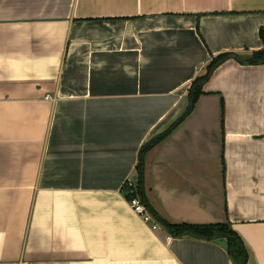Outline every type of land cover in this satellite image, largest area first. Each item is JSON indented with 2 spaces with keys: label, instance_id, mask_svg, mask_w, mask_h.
I'll return each mask as SVG.
<instances>
[{
  "label": "crops",
  "instance_id": "0c3cea01",
  "mask_svg": "<svg viewBox=\"0 0 264 264\" xmlns=\"http://www.w3.org/2000/svg\"><path fill=\"white\" fill-rule=\"evenodd\" d=\"M260 27L264 0H0V264H235L123 196L165 132L151 203L230 223L264 264V64H219L178 121L210 59L261 50Z\"/></svg>",
  "mask_w": 264,
  "mask_h": 264
},
{
  "label": "trees",
  "instance_id": "16d2710c",
  "mask_svg": "<svg viewBox=\"0 0 264 264\" xmlns=\"http://www.w3.org/2000/svg\"><path fill=\"white\" fill-rule=\"evenodd\" d=\"M259 36L264 45V27H260ZM228 59H234L242 65H263L264 64V46L261 50L248 51L244 53L224 52L218 54L210 59L205 66V70L201 75H198L192 81L188 89V106L183 116L178 119L180 121L184 116L189 114L198 99L202 94V86L204 82L210 77L213 70L221 63ZM168 132V131H167ZM155 137L146 142L140 149L138 162L136 165V180L132 187L123 184L122 193L127 201L132 198H138L140 202L146 207L152 219L158 223L170 236H192L202 240L225 239L227 243V252L231 256L235 264H246L247 253L244 244L237 233L231 228L230 223H216V224H190L178 223L167 220L154 207L148 198L145 185V154L165 136Z\"/></svg>",
  "mask_w": 264,
  "mask_h": 264
},
{
  "label": "built area",
  "instance_id": "2783aa9c",
  "mask_svg": "<svg viewBox=\"0 0 264 264\" xmlns=\"http://www.w3.org/2000/svg\"><path fill=\"white\" fill-rule=\"evenodd\" d=\"M134 183L135 182H132L130 179L125 181V184H127L129 187H132ZM127 202L134 213H136L145 223H149L151 225V229H156V222H153L150 213L137 197L132 198ZM167 239H170V237H167Z\"/></svg>",
  "mask_w": 264,
  "mask_h": 264
},
{
  "label": "water",
  "instance_id": "95a60500",
  "mask_svg": "<svg viewBox=\"0 0 264 264\" xmlns=\"http://www.w3.org/2000/svg\"><path fill=\"white\" fill-rule=\"evenodd\" d=\"M215 242L220 245L221 247H223L224 249L227 248V243L225 241V239H215Z\"/></svg>",
  "mask_w": 264,
  "mask_h": 264
}]
</instances>
